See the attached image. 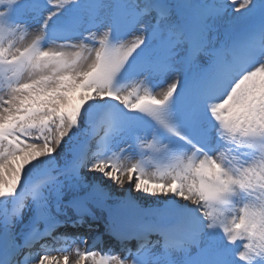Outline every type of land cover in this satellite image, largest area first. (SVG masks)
<instances>
[{"label":"snow or ice","instance_id":"obj_1","mask_svg":"<svg viewBox=\"0 0 264 264\" xmlns=\"http://www.w3.org/2000/svg\"><path fill=\"white\" fill-rule=\"evenodd\" d=\"M0 264H264V0H0Z\"/></svg>","mask_w":264,"mask_h":264},{"label":"rangeland","instance_id":"obj_2","mask_svg":"<svg viewBox=\"0 0 264 264\" xmlns=\"http://www.w3.org/2000/svg\"><path fill=\"white\" fill-rule=\"evenodd\" d=\"M30 39V38H28ZM28 39L25 38L24 34H18L15 38H14V42L15 43H20V44H26L28 42ZM81 95V93L77 92L74 94L73 96V101L74 102H78L77 97H79Z\"/></svg>","mask_w":264,"mask_h":264}]
</instances>
